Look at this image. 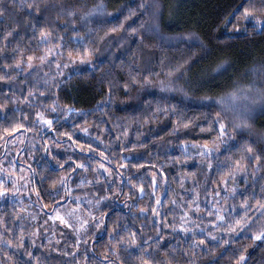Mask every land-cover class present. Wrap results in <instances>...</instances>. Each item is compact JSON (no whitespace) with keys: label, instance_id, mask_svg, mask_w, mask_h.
Returning <instances> with one entry per match:
<instances>
[{"label":"trees","instance_id":"obj_1","mask_svg":"<svg viewBox=\"0 0 264 264\" xmlns=\"http://www.w3.org/2000/svg\"><path fill=\"white\" fill-rule=\"evenodd\" d=\"M0 192V264H264V0H0Z\"/></svg>","mask_w":264,"mask_h":264},{"label":"rangeland","instance_id":"obj_2","mask_svg":"<svg viewBox=\"0 0 264 264\" xmlns=\"http://www.w3.org/2000/svg\"><path fill=\"white\" fill-rule=\"evenodd\" d=\"M157 14V13H156ZM182 38H185V36H181V37H179V39H182ZM52 46H53V43L51 42L50 43ZM48 49L49 50H51L52 49V47L49 45V47H48ZM52 53L53 54H59L60 52H59V48H56V49H54V50H52ZM60 60L62 59V57H58ZM65 60H68L69 61V59L68 58H65L64 59V61ZM27 67H30V65H27ZM26 67V68H27ZM166 87V86H165ZM165 87H161L162 89L163 88H165ZM161 89V90H162ZM173 89V88H172ZM172 89L171 88H166L165 90H169V91H172ZM198 101L199 102H206V101H213V99H211V98H200V99H198ZM217 101V103H219V104H221V105H223V103L227 106V104L230 106V108H232V109H235L236 107L238 108V106H239V104H237L235 101H236V99L235 98H233V97H231V96H226V97H220L219 99H216L215 100V102ZM242 106H240L238 109H240ZM236 108V109H237ZM242 112V111H241ZM242 114L239 112V110H238V112H237V116L238 117H240ZM184 148L187 150V151H189V152H191V153H194L195 155H198V156H202V157H206V156H210V155H212L214 152H215V149L213 148V147H211V146H205V145H189V146H184ZM227 183H228V186H227ZM237 185H236V181L235 180H226V181H224L223 182V184H222V190L220 191H217L216 192V194L218 195V194H222V195H224L225 197H227V196H229V195H231L235 190H234V188L236 187ZM196 207H198V206H196ZM199 212H201V211H197V215H201V214H199ZM55 217H56V220L57 221H60L61 222V225L63 226V230H65V228L67 229V230H71V227L69 226V225H67V222H66V220L65 219H63V218H60L61 216L59 215H55ZM43 233H45V230L43 231ZM48 242V241H47ZM49 244V243H48Z\"/></svg>","mask_w":264,"mask_h":264},{"label":"snow or ice","instance_id":"obj_3","mask_svg":"<svg viewBox=\"0 0 264 264\" xmlns=\"http://www.w3.org/2000/svg\"><path fill=\"white\" fill-rule=\"evenodd\" d=\"M233 98H235V97H233ZM45 123L51 125V121H45ZM223 128H224V126L221 125V131H222V132H223ZM2 195H4V193H3V192H0V196H2ZM260 238H261L260 236H257V237H256V239H260ZM241 259H244V257H241Z\"/></svg>","mask_w":264,"mask_h":264}]
</instances>
